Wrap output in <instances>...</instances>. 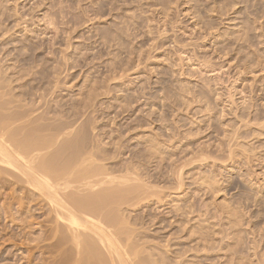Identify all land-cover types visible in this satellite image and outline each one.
<instances>
[{"label":"rangeland","instance_id":"1","mask_svg":"<svg viewBox=\"0 0 264 264\" xmlns=\"http://www.w3.org/2000/svg\"><path fill=\"white\" fill-rule=\"evenodd\" d=\"M0 51L12 110L144 185L135 261L264 264V0H0ZM20 191L0 183V264L68 262Z\"/></svg>","mask_w":264,"mask_h":264},{"label":"bare ground","instance_id":"2","mask_svg":"<svg viewBox=\"0 0 264 264\" xmlns=\"http://www.w3.org/2000/svg\"><path fill=\"white\" fill-rule=\"evenodd\" d=\"M15 100L0 92V183L9 182L24 192L20 201L26 204L28 212L43 214L44 210L48 211V220L53 223L48 236L55 238L48 246L61 247V254H68V264H140L132 257L133 253L136 254L132 240L137 234L133 236L132 233L136 232L126 227L121 204H125V196L141 192L144 185L138 182L128 185L129 181L137 177H131L128 171L124 174L106 171L103 166L96 164L94 154L97 151L86 152L76 136L66 137L69 130L73 131V126H64L69 128L66 132L63 130L66 128L61 129L59 127L62 126L58 125L60 131L49 132L53 125L48 123L47 127L48 121L43 122L45 118L41 120L43 123L39 122V112L26 114L12 110ZM15 106L19 107L17 104ZM54 126L53 129H57ZM28 223L30 227V221ZM144 259L141 260L142 264H155Z\"/></svg>","mask_w":264,"mask_h":264}]
</instances>
